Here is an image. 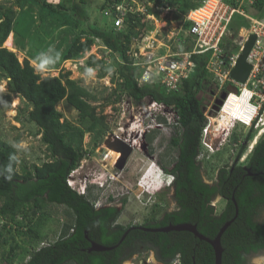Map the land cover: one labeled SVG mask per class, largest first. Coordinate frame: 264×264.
Instances as JSON below:
<instances>
[{
	"label": "trees",
	"instance_id": "1",
	"mask_svg": "<svg viewBox=\"0 0 264 264\" xmlns=\"http://www.w3.org/2000/svg\"><path fill=\"white\" fill-rule=\"evenodd\" d=\"M117 1L120 0H106L104 9L111 10ZM164 1L175 7L174 14L184 18L201 0ZM86 2L63 0L61 4L52 5L45 0H0V77L7 79L9 90L27 105V119L38 127L48 158L41 165H20L14 147L0 141V220L3 221L0 224V264H15L17 238L31 240L37 236L34 219L49 204L69 209L71 222L62 225L55 241L33 247L21 264H118L119 249L127 238L152 242L166 264H172L176 257L179 264H192L193 257L195 264H214L212 247L186 231L145 234L135 229L114 250L89 251L91 242L104 247L115 246L129 228L116 223L122 210L114 206L95 209L89 199L91 188L87 194L81 195L67 184L69 174L78 167L85 154L84 135L92 133L97 143L104 136L107 125L105 118L98 116L89 102L94 99L93 96L69 78L70 72L41 77L28 60L20 62L14 52L3 46L13 33L16 8H21L24 3L35 4L51 14L74 18V28L79 32L66 49L64 60L76 59L90 50L94 40H99L111 54L115 74L110 81L120 92L134 104H142L148 99L176 112L177 131L169 141V147L177 153L173 161L175 169L167 170L163 165L161 168L173 176L175 197L182 210L166 218L174 219L175 224L186 222L195 225L200 234L213 239L221 226L233 218L235 207L231 198L234 197L238 215L221 236L222 264H249L250 256L264 253V219H258L264 209V134L252 146L243 164L222 167L216 173L213 184L203 183L198 175L200 167L196 160L200 155V141L207 120L203 115V100L198 93L206 77H210L206 70L210 53L192 55L194 71L176 91L167 92L156 83L139 87L135 80L139 72L132 65L128 51L137 32L149 29V26L138 15H127L119 31L111 24L108 29L85 25L88 21ZM263 4L264 0H257L256 7ZM82 23L84 27L81 28ZM186 40H183L181 51L191 50L193 46L192 43L187 46ZM87 65L99 67L100 78L108 75L102 58L96 60L90 56ZM61 101H66L78 112V125L66 120L57 109ZM160 121L165 123L164 119ZM253 137V130H250L237 159ZM152 139L153 136H149L150 142ZM9 167L11 180L5 178ZM216 197L225 201L223 210L218 214L212 205ZM125 201L122 199L121 206ZM155 225L166 227L161 221ZM5 233L8 235L5 236Z\"/></svg>",
	"mask_w": 264,
	"mask_h": 264
},
{
	"label": "rangeland",
	"instance_id": "2",
	"mask_svg": "<svg viewBox=\"0 0 264 264\" xmlns=\"http://www.w3.org/2000/svg\"><path fill=\"white\" fill-rule=\"evenodd\" d=\"M45 1L57 5L63 0ZM105 1L87 0L85 10L88 21L85 25L101 29L110 27V18L104 16ZM246 11V16L261 19L264 16V4ZM16 12L14 30L11 33L12 46L5 48L14 52L20 62L24 59L28 60L41 77L58 76L70 72L69 78L75 80L93 96L94 99L89 102L95 113L105 118L107 130L97 143L92 133H86L83 137L85 154L69 178L74 189L80 190L84 185L87 191L91 188L89 199L93 201L95 208L107 204L108 196H111L114 199L111 204L122 210L117 219V224L122 226H139L144 220L158 218L160 212L172 208L170 175L161 170L160 164L169 168L177 156L176 151L169 147V139L177 131L174 115L168 113L169 109L164 110L153 106L148 99H145L142 104H134L126 94L120 92L116 84L110 81L111 76L115 74V69L111 66V54L99 40H94L90 50L76 59L64 60L63 55L66 49L79 32L74 28V18L69 15L51 14L30 3H24L21 8H16ZM150 26L158 42L156 47L161 44L159 46H165L172 52H183L181 51L182 43L184 39H187L185 28L189 24L182 17L174 13L167 15L162 13V16L152 21ZM82 27L84 24L81 25ZM249 27L248 18L239 13L233 16L230 24L232 34L240 36L243 34L240 31ZM144 34V30L137 32L132 42L133 48L142 45L140 42ZM186 41L189 46L191 41L188 42V39ZM90 56H94L96 60L101 58L104 60L108 70L107 76L100 78L99 67L93 68L87 65ZM44 60L50 63L44 64ZM41 65L43 66L40 67ZM88 69H92L91 75ZM220 93L217 92L213 80L206 77L198 97L202 98L203 107L210 106L212 109ZM245 100L244 98L242 101V109L237 110L240 109L239 117L242 118H245L242 113L248 109V105L244 103ZM57 109L66 120L78 125V112L66 101H61ZM28 110L27 105L9 90L7 79L0 77V141L11 144L19 164L26 167L33 163L41 165L48 160L38 127L27 119ZM205 111L207 112L206 109ZM163 112L165 116H162ZM207 117V123L209 119H218L219 110L208 112ZM262 117L264 120V114ZM160 119H164L165 123ZM230 125L231 127L225 130L226 123L222 126L214 122L210 126L211 130L219 134L204 133L202 135L204 142L200 141L198 162L201 176L206 184H213L220 168L230 167L236 160L238 165L243 164L252 146L264 134L263 125L247 127L237 122ZM150 130H156L157 133L153 134L150 151L146 154L145 146L139 141L141 138L138 140L137 137L141 136L143 131L147 134ZM222 130H224L223 134ZM250 130H253L254 137L241 157L237 159L240 147L245 143ZM130 139H133L134 143L127 142ZM121 154L125 157V161L123 167L117 169L115 164ZM121 199L126 200L124 206L120 204ZM212 205L218 214L223 210L225 201L216 197ZM151 209L155 212L152 213ZM71 219V212L65 206L47 205L43 213L34 219L37 223L35 227L37 236L31 240L17 238L15 264L24 262L33 247L38 248L55 241L62 225L71 222ZM258 219H264V209L260 212ZM2 223L3 221L0 220V224ZM6 235L8 234L5 233ZM143 257H149L148 264H157L152 256ZM248 262L264 264V256L252 255L248 258ZM129 263L130 261L124 264Z\"/></svg>",
	"mask_w": 264,
	"mask_h": 264
},
{
	"label": "built area",
	"instance_id": "3",
	"mask_svg": "<svg viewBox=\"0 0 264 264\" xmlns=\"http://www.w3.org/2000/svg\"><path fill=\"white\" fill-rule=\"evenodd\" d=\"M256 3L257 0H230L229 2L225 0H201L199 5L189 10L183 18L189 24L186 36L193 45L191 50L183 52H172L165 46H159L161 44L156 47L158 42L155 33L151 30V22L162 16V13L167 15L176 12L175 7L164 0H120L113 3L111 10L105 9L104 16L110 18L112 27L117 31L122 29L127 15L141 16L142 20L149 26V29L144 30L145 34L140 42L142 45L133 48L134 44H132L128 51L132 65L137 67L139 72L135 79L139 87L144 84L156 83L167 92L176 91L181 82L194 71L192 55L209 52L206 70L213 80L217 92L226 93V98L218 109L219 116L224 104L232 94L240 96L245 92L247 105L251 110V118L248 125L241 123L240 119L235 120L234 123L237 122L247 127H258L259 125L264 127L262 117L264 114V16L261 19L246 16V10L255 7ZM236 13L243 15L250 21L249 29L242 28L243 30L240 32L243 34L240 36H235L230 31V24ZM249 35L256 36V41L247 57L251 69L245 83L240 84L230 77V71ZM151 103L153 106L164 110L169 109L168 113L174 115L177 121L178 116L172 108L161 103ZM203 109L205 118H208V112L214 111L210 106ZM210 124L211 119L204 127L203 133L206 132ZM76 169L71 171L67 178V184L72 189L74 187L69 178ZM172 180L173 176H170L169 184ZM74 190L78 194L85 195L87 187L84 185L80 190Z\"/></svg>",
	"mask_w": 264,
	"mask_h": 264
},
{
	"label": "flooded vegetation",
	"instance_id": "4",
	"mask_svg": "<svg viewBox=\"0 0 264 264\" xmlns=\"http://www.w3.org/2000/svg\"><path fill=\"white\" fill-rule=\"evenodd\" d=\"M219 98V97H218ZM217 98V99H218ZM217 99H215V101L217 100ZM204 108V107H203ZM204 111V110H203ZM146 132L145 131H143L142 132V134H141V136H139V137H137L138 138V140H139V138H141L139 141L141 142V144H143L144 146H145V149H146V154H148L149 153V151H150V145H151V143H152V141L150 142L149 140H148V138H149V136H153V134H155V133H157L156 132V130H153V131H148V133L147 134H145ZM175 134H176V131L174 132V135L173 136H171V138L169 139V141L175 136ZM133 140V139H132ZM131 139L128 141L127 140V142H129V143H134L133 141H132ZM201 141H202V139H201ZM202 142H204V141H202ZM123 158V155L121 154L119 157H118V161L116 162V164H115V167L118 169V167H117V165L118 164H120V161H121V159ZM196 163H199L198 162V158H197V160H196ZM161 165L162 164H160V167H161ZM234 165H238L237 164V160L234 162V164L233 165H231L232 167L234 166ZM164 166V165H163ZM166 167V166H165ZM175 169V162H173L172 164H171V166L168 168L167 167V170H174ZM161 170H162V168H161ZM163 171V170H162ZM164 173H166L165 171H163ZM168 175H170V176H172L170 173H167ZM198 175H199V177H200V179H201V181L203 182V183H205L204 181H203V178H202V176H201V172H200V169L198 170ZM173 181H174V178H173V180H172V182L170 183V201H172V208H167V209H165V210H163L162 212H160V214H159V217L158 218H153V219H148V220H144L139 226H129V228L128 229H130V228H132V229H130L129 230V232L130 231H133V230H135V229H139L140 231H143L145 234H147V233H159V232H155L154 230H157V229H160V228H164V225H163V227H156V223H158L159 221H161V222H163V223H165V226L166 227H168V226H173V225H178V224H175L173 221H174V219H173V221H171V220H169V219H167L166 218V216L167 215H173L175 212H177V211H181L182 209H181V207H180V205H179V201L176 199V194H175V186H174V183H173ZM113 198L111 197V196H108V203L107 204H102V205H99V206H97L95 209H102V208H106V207H112V206H114L113 204H111V202L114 200H112ZM121 201H122V199H121ZM120 204H121V202H120ZM114 207H116V206H114ZM118 208V207H117ZM181 209V210H180ZM151 212L152 213H154L155 212V210H153V209H151ZM154 215V214H153ZM116 223H117V221H116ZM148 224H150V225H152V226H150V225H148ZM179 224H189V223H186V222H184V223H179ZM127 229V230H128ZM126 230V231H127ZM125 231V232H126ZM129 232L127 233V235L129 234ZM169 232H176V231H169ZM169 232H166V233H169ZM126 235V236H127ZM145 237V236H144ZM126 238V237H125ZM124 238V239H125ZM122 243V242H121ZM120 243V244H121ZM119 244V245H120ZM118 245V246H119ZM117 248V247H116ZM115 248V249H116ZM119 257H118V264H124L125 262H128V261H130V263L129 264H148V260H149V257H143L142 258V256H145V255H150V256H152V258H153V260L154 261H156V263L157 264H166V261H162L161 259H160V253H159V249H157V247L156 246H154V244L152 243V242H149V241H147L146 239H140V238H136V239H134V238H127L126 240H125V242L123 243V245H122V247H120V249H119ZM260 254H262L263 256H264V253H260ZM141 257V258H140ZM174 262H177V264H179V259H178V257H176V259H174V261H173V263ZM249 263V262H248Z\"/></svg>",
	"mask_w": 264,
	"mask_h": 264
},
{
	"label": "water",
	"instance_id": "5",
	"mask_svg": "<svg viewBox=\"0 0 264 264\" xmlns=\"http://www.w3.org/2000/svg\"><path fill=\"white\" fill-rule=\"evenodd\" d=\"M256 41V36L255 35H249L247 40L245 41L243 48L241 50V53L239 54L235 65L233 66V68L230 71V77L232 79H234L235 81H237L240 84H244L248 74L250 72L251 66L250 64L247 62V57L250 53V51L253 48V45ZM226 98V93L223 92L222 94H220L219 98L215 101V105L213 106V109L215 111H217L219 109V107L223 104V101ZM204 110V109H203ZM125 161V157L123 156V158L120 161V164L117 165L118 169H121L123 167ZM251 175V174H249ZM231 201L235 207V214L233 216L232 219H230L229 221L225 222L221 228L219 229L218 233L216 234V236L213 239H209L205 236H203L202 234H200L196 228L195 225L192 224H178V225H173V226H168V227H164V228H160L157 230H154L155 232H169V231H176V232H180V231H186L191 233L195 238H197L200 241H204L206 243H208L214 252V264H222V247H221V236L223 235V233L227 230V228L234 222V220L236 219L237 215H238V208H237V204L236 201L234 199V197L231 198ZM132 229V228H130ZM128 229L120 238L119 242L115 245V246H111V247H104L101 246L99 244H96L94 242H91L90 244V248L89 251H100V252H105V251H111L114 250L116 247H118V245L124 240V238L126 237L127 233L129 232ZM85 237L86 233H85ZM192 264H195L194 262V257L192 258Z\"/></svg>",
	"mask_w": 264,
	"mask_h": 264
},
{
	"label": "bare ground",
	"instance_id": "6",
	"mask_svg": "<svg viewBox=\"0 0 264 264\" xmlns=\"http://www.w3.org/2000/svg\"><path fill=\"white\" fill-rule=\"evenodd\" d=\"M3 46L7 47V48H10L12 46V34L11 33L8 36V38L6 39V41L3 43ZM244 98L246 99L244 101V103L247 104V94L245 92L242 95H240V96L232 94L227 99L226 103L224 104L223 109L220 112V114H221L220 117H218V119L212 118L213 122L211 120V124L207 127L205 133H208V134H211V135L219 134V132H214V131L211 130L210 126H212V123H214V122H218L219 124H222V126H224V123H226L227 127L225 128V130L230 128L231 127L230 123L233 124L234 121L237 120V119H240L241 123H243L245 125H248V122H249V120L251 118V113H250L251 110L249 109V106H248V109L246 110V112L242 113V115H244L245 118L239 117V111L243 107L242 101H243ZM16 101L17 100L15 99V102ZM238 108H240L239 111H237ZM221 132L223 134L224 130H222ZM203 135H204V133H203Z\"/></svg>",
	"mask_w": 264,
	"mask_h": 264
},
{
	"label": "clouds",
	"instance_id": "7",
	"mask_svg": "<svg viewBox=\"0 0 264 264\" xmlns=\"http://www.w3.org/2000/svg\"><path fill=\"white\" fill-rule=\"evenodd\" d=\"M44 64H48V63H50V61H48V60H44V62H43ZM43 65H41L40 67H42ZM88 73H89V75H91L92 74V69H88ZM8 172H9V174L5 177L6 179H8V180H11L12 179V175H11V168L9 167L8 168ZM106 182H108V181H106ZM105 182V183H106Z\"/></svg>",
	"mask_w": 264,
	"mask_h": 264
}]
</instances>
